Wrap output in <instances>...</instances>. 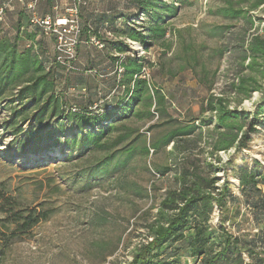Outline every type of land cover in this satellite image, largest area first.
<instances>
[{
    "label": "rangeland",
    "instance_id": "1",
    "mask_svg": "<svg viewBox=\"0 0 264 264\" xmlns=\"http://www.w3.org/2000/svg\"><path fill=\"white\" fill-rule=\"evenodd\" d=\"M3 1L7 0L0 3ZM30 1H36L41 14L54 16L70 15L77 7L82 29L102 12L131 16L146 35L155 25L149 13L136 14L134 0L11 1L12 8L0 21V42L14 41L20 51L28 49L32 40L37 42L47 66L53 65L57 74L62 108L68 113L92 105L95 112L114 110L120 117L115 118L116 128L105 136L103 147L82 155L68 150L58 154L42 151L16 158L13 153L18 143L11 141L12 128L5 122L18 104L11 102L13 91L0 99V207L8 215L31 209L47 215L31 230L12 236L14 226L6 221L7 213L0 211V229L11 236L0 264H126L135 246L144 241L145 226L156 214L166 189L176 185L173 174L181 153L170 154V131L187 123L197 126L210 115L202 111L210 93L222 94L229 98V106L249 111L261 102L257 92L249 99L232 96L231 83L242 72L250 73L240 65L238 44L248 43L255 34L264 35V0H161L174 2L178 12L160 22L166 29L164 37L152 36L149 47L141 43L142 77L150 84L151 97L146 94L125 115L123 109L130 100L119 84L123 70L115 57L138 54V41L128 42L106 27L100 40L92 37L87 41L82 34L74 58L68 62L67 54L62 55L67 66L57 61L54 38L35 33L29 25ZM228 7L246 9L247 17L233 18L223 11ZM124 19L120 18L119 26ZM117 45L128 47L119 54ZM200 78L205 84L197 85ZM156 89L163 94V103L157 101ZM258 119L256 130L249 132L248 147L237 153L220 152L225 162L232 159V165H240L242 159H258L264 163V113ZM72 124L67 122V128ZM213 127L206 126L205 131ZM232 165H227L229 171ZM218 176L221 183L222 170ZM229 179L238 185L237 179ZM237 229L251 235L258 231L251 219L242 220L232 230ZM180 247V242L168 244L163 257L177 249L181 259L174 264H197Z\"/></svg>",
    "mask_w": 264,
    "mask_h": 264
},
{
    "label": "trees",
    "instance_id": "2",
    "mask_svg": "<svg viewBox=\"0 0 264 264\" xmlns=\"http://www.w3.org/2000/svg\"><path fill=\"white\" fill-rule=\"evenodd\" d=\"M134 3L136 14L147 12L155 22L148 35L145 29L136 26L131 16L106 12L97 15L92 25L86 24L84 29L81 24V35H86L87 41L92 37L100 40L102 29L106 27L149 47V38L166 35L160 22H165L166 15L175 16L178 6L161 0H134ZM223 11L233 18L247 17L243 8L228 7ZM122 17L125 19L119 26ZM28 23L32 26L29 17ZM33 30L40 32L37 27ZM30 38L33 39L31 35ZM127 47L117 45L116 49L120 54ZM238 47L241 48L240 65L250 73L236 76V81L231 83L232 96L249 99L257 92L261 94V102L254 111H249L229 106V98L222 94L210 93L202 109L210 115L201 118L197 126L187 123L170 131L173 142L170 154L174 157L181 153L173 174L176 185L166 189L156 214L145 226L144 241L135 246L132 259L126 264L177 263L181 259L177 249L169 257H163V248L172 242H180V248L196 259L197 264H264V163L258 159H242L240 165H232V159L225 162L220 155L221 151L237 153L248 147L249 132L256 130L258 118L264 113V35L255 34L248 43L242 41ZM43 56L34 40L24 51H20L14 41L0 42V99L13 91L11 102L18 104L5 122L12 128L11 141L18 143L13 154L20 158L42 151L51 154L55 150H68L82 155L103 147L105 136L116 128L113 122L119 114L114 110L95 112L90 108L92 105L67 113L60 103L62 94L56 90L57 74L53 65L47 66ZM115 58L121 60L119 65L123 72L119 84L130 100L123 109L125 115L132 112L134 103L146 94L151 97L150 84L142 77L145 67L142 57L135 54ZM54 62L60 64L56 58ZM209 90L212 92L211 86ZM160 92L156 89L154 94L157 101L163 103L164 96ZM32 109L34 112L26 115ZM67 122L73 124L67 128ZM25 124L28 125L24 128ZM210 125L214 126L213 130L205 131ZM230 164L231 171L227 168ZM221 170L224 178L220 183ZM229 176L238 180L237 186L230 182ZM0 211L7 213L3 206ZM46 218L47 215L36 209L16 210L13 215H6V221L14 226L12 236L31 230ZM249 219L258 229L253 235L250 231L232 230L237 223ZM5 229L10 230L7 226ZM6 235L0 229V258L11 237Z\"/></svg>",
    "mask_w": 264,
    "mask_h": 264
},
{
    "label": "built area",
    "instance_id": "3",
    "mask_svg": "<svg viewBox=\"0 0 264 264\" xmlns=\"http://www.w3.org/2000/svg\"><path fill=\"white\" fill-rule=\"evenodd\" d=\"M11 1L7 0L0 3V21L3 20L7 11L10 10ZM28 17L31 25L37 27L41 33L53 37L56 43L55 49L58 53L57 61L62 64L69 65L74 58V49L76 45L80 42L81 37V22L78 16V8L75 7L71 9L72 13L70 15H57L54 16L49 13L41 14L37 8L36 1H30L27 4ZM131 41L128 39V42ZM137 53L142 48L141 43H136ZM103 46V44H101ZM63 53L67 54L68 62L63 59ZM138 57L141 55L136 54ZM122 71V68L120 69ZM224 153V151H221Z\"/></svg>",
    "mask_w": 264,
    "mask_h": 264
},
{
    "label": "crops",
    "instance_id": "4",
    "mask_svg": "<svg viewBox=\"0 0 264 264\" xmlns=\"http://www.w3.org/2000/svg\"><path fill=\"white\" fill-rule=\"evenodd\" d=\"M263 4H264V3H263ZM198 84H201V85H202V84H205V81L197 80V85H198ZM205 103H206V100H205ZM204 113H209V112H204Z\"/></svg>",
    "mask_w": 264,
    "mask_h": 264
},
{
    "label": "bare ground",
    "instance_id": "5",
    "mask_svg": "<svg viewBox=\"0 0 264 264\" xmlns=\"http://www.w3.org/2000/svg\"><path fill=\"white\" fill-rule=\"evenodd\" d=\"M44 153H46V152H44ZM52 153H54V154H58V153H59V150H55V151H53Z\"/></svg>",
    "mask_w": 264,
    "mask_h": 264
}]
</instances>
